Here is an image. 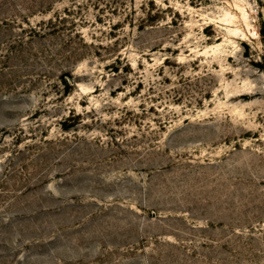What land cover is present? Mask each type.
<instances>
[{"label": "rangeland", "instance_id": "rangeland-1", "mask_svg": "<svg viewBox=\"0 0 264 264\" xmlns=\"http://www.w3.org/2000/svg\"><path fill=\"white\" fill-rule=\"evenodd\" d=\"M0 264H264V0H0Z\"/></svg>", "mask_w": 264, "mask_h": 264}]
</instances>
